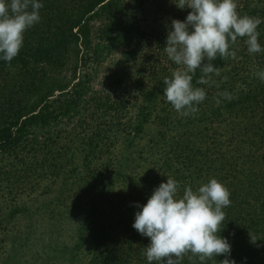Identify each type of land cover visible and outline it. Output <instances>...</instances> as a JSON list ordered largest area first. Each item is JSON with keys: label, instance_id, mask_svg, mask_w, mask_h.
I'll return each instance as SVG.
<instances>
[{"label": "trees", "instance_id": "16d2710c", "mask_svg": "<svg viewBox=\"0 0 264 264\" xmlns=\"http://www.w3.org/2000/svg\"><path fill=\"white\" fill-rule=\"evenodd\" d=\"M134 1L138 2L142 15L137 28L130 21L129 25L130 28L135 26L139 50H145V53L152 41L159 44L158 47H166L171 21H183L191 11L179 9L175 0ZM40 2L44 5L40 9L41 20L25 33L19 55L10 63L0 59V151L17 152L23 147L22 151L37 153V159H34L35 155H29L32 159L20 168L22 172L19 173L27 179L32 177L34 186L36 181L43 186L42 181L48 176L50 179L62 177L65 184L71 182L72 186L77 184L79 187L82 203L75 205L80 207V225L74 229L77 233L75 242L72 247L56 245L54 250L61 248L68 252L69 264H148L143 248L150 243V238L132 227L135 213L140 210L137 204H146L154 189L166 182L167 177L180 183L179 196L186 187L196 190L215 178L231 193L232 203L223 209L226 219L220 232L232 246L230 258L236 264H264V82L255 75L264 70V52L249 54L244 38H239L236 59L217 57L213 62L221 74L213 75L215 83L211 87L196 83L201 75L197 70L193 85L206 88L207 97L198 105L199 111L187 117L177 113L163 94L164 78L170 77L175 70L174 62L170 59L164 62L163 58L139 62L138 86L132 89L131 95L111 91L106 98L94 100L91 97L96 102L91 115L94 119L80 124L81 129L87 125L90 133L80 142L82 163L69 168V157L78 153L69 147L75 140L74 133L64 137H61L62 131L55 137L47 133L44 139L36 134V130L46 127L57 116L66 115L73 106L77 107L88 90V82L83 75L72 85V80L64 81L56 73L59 68L65 70L75 57L72 67L75 79L80 64L86 66L92 58H97L99 43L96 38L100 41V38L110 37L112 24L117 21H120V28L123 21L127 24L124 16L132 12L133 6L128 0ZM238 11L241 15L264 20V0H238ZM133 18L136 19L130 15V19ZM150 18L156 25L155 30L148 28ZM94 21L102 23L98 30L100 35L98 32L95 35ZM258 32V42L264 48V23L258 26ZM14 64L17 71L8 78L12 72L9 66ZM49 71L56 73L49 75ZM126 76L131 79L133 73L121 75V78L126 79ZM120 81L124 82L123 79ZM68 86L73 88L71 99L65 98L64 103L55 104L51 96L56 90L66 93ZM42 87L43 95L24 114V107L29 103L27 99ZM215 87H218V93L228 92L233 99L213 93L211 89ZM134 96L139 101L136 121L129 118L124 125L115 115L108 117L112 109L126 110ZM7 103L19 114L13 118L14 113L9 111L12 121L2 123ZM87 103L92 104L90 100ZM171 126V130H178V133L167 136L164 132ZM147 130L153 133L146 143L153 153L148 155L152 157L151 164H147L143 174L136 175L134 170L127 174L121 170L125 166V154L116 152L114 159L104 157L107 150H111L104 142L113 137L112 132L124 137L133 154L134 149L139 148L137 136L144 138ZM78 134L81 136L82 133ZM61 138L66 141L55 147L54 152L45 150L50 142L59 145L56 142ZM144 148L146 146L141 150ZM49 157L54 160L51 162ZM110 170H116L114 175ZM119 184L122 186L118 188ZM72 186L66 189L71 190ZM60 198L63 204L70 201L67 195ZM51 213L58 211L53 209ZM250 233L258 239L255 243L251 241ZM136 248H139V262L133 257ZM224 258L219 256L201 262L189 253L181 264H218Z\"/></svg>", "mask_w": 264, "mask_h": 264}, {"label": "clouds", "instance_id": "9594fccd", "mask_svg": "<svg viewBox=\"0 0 264 264\" xmlns=\"http://www.w3.org/2000/svg\"><path fill=\"white\" fill-rule=\"evenodd\" d=\"M179 9L189 8L185 20L173 19L164 51L177 65L170 77L164 78L163 94L181 116L199 111L206 91L194 87L193 78L201 75L197 84L215 83L213 75L221 70L213 63L217 57L237 58V43L244 38L249 54L264 52L258 42V26L264 23L258 16L241 15L238 0H175ZM40 0H0V59L11 62L24 46L25 33L41 20ZM264 82V70L255 73ZM227 80V77H224ZM225 99L228 92L218 93ZM217 104L220 100L217 99ZM180 183L167 177L156 187L144 205L137 204L132 227L150 238L143 248L148 264H181L189 253L201 262L224 256L218 264H236L231 259L232 246L220 232L226 219L223 209L229 207V189L213 178L193 190L185 188L179 196ZM251 241L258 239L250 233Z\"/></svg>", "mask_w": 264, "mask_h": 264}, {"label": "rangeland", "instance_id": "374dc122", "mask_svg": "<svg viewBox=\"0 0 264 264\" xmlns=\"http://www.w3.org/2000/svg\"><path fill=\"white\" fill-rule=\"evenodd\" d=\"M128 3L131 7L133 6L132 12L124 16L128 21V25L123 21L122 27L120 28V21H117L115 24H112L113 31L110 37L100 38V41L96 38V42L99 43V51L98 54H96L97 58H92L86 66L80 64L77 68L75 79H73L74 76H72V67L74 66L75 57L73 62L66 66L65 70L62 69L60 71L61 68H59L57 73L54 71L48 72L49 75L56 73L60 78H63L64 81L72 80V85L79 81L80 76L82 77L83 75L82 78L88 82V90L81 98L80 104L77 105V107L73 106L66 115H59L46 127L36 130V134L44 139L47 133L54 137L59 131L63 132L61 137L66 136L67 133H74L73 136L75 137L73 138H75V140L69 147H71L73 151H78V153L69 157V168L75 164L81 165L82 163L80 142L83 137L90 133L88 134L89 127L87 125L81 129L80 124H84L85 122L88 123L94 119L91 115L95 111L94 106H96V102L92 101L91 97H93L94 100L106 98L111 91L117 92V94L126 92V95H131L132 89L138 86L136 81L139 78V76H137L139 62L155 61L160 58H163L164 62L169 60L164 49L161 48L163 45L158 47L159 44H156L155 41H152L153 43L147 53H145V50H139V43H137L138 38L135 30L137 26H139V17H141L142 12L139 11L137 1L128 0ZM130 15H133L136 19H130ZM129 21L134 24L136 28L135 26L134 28H130ZM94 25L93 30L95 35H97V32L98 35H100L98 30L102 25L101 21H94ZM147 25L150 30H155L156 25L152 18L147 21ZM124 26L126 28L122 30ZM127 35L129 36L128 38ZM151 56H153L152 60H150ZM17 65L14 64L9 66V71L11 70L12 72L11 76L8 78L15 74L17 71V67L15 66ZM176 67L174 68L173 66V69H176ZM122 69H125V71ZM86 72H88V74H85ZM127 73H133V77L131 79H127V76L126 79L121 78V75ZM121 79H123L124 82H121ZM72 90L73 88L71 86L67 87V92L64 94H61V90H56L51 98L52 100L55 99V104H62L65 102L63 101L65 98H70L69 96ZM211 90L213 93H218L219 91L218 87ZM43 91L44 88L42 87L39 91L32 93L33 95L27 99L29 103L27 102V106L24 107V114L28 112L27 109H30L31 105L34 107L33 105H35L39 97L43 95ZM205 91L207 94L206 88ZM19 97L23 98V95L20 94ZM112 99L113 97L111 96V100ZM89 100L92 102L91 106L87 103ZM128 104L129 106H127V109L124 111L115 109H112V111L110 110L109 114H107L108 117L111 118L110 115H115L117 119L122 120L124 125L129 118L132 121H136L137 115L139 114V101H137L134 96L132 102ZM16 108L15 106V109ZM9 111L14 113L13 118H16V116L18 117V111L15 110L17 112H14L11 105L7 103L6 113L5 116H3L2 123L4 121H12L13 118H9ZM122 113L125 115L120 118L118 115H122ZM166 129L168 131L166 130L164 133H166L167 136L178 133V130H171L172 126L170 129ZM79 132L80 134L82 133L81 136H79ZM114 133L115 132L111 133V136H113L112 138L105 139L104 143L106 147H111V150H107V155L104 157L114 159V154L116 152L120 153V155L125 154L123 155V164H125V166L122 167L121 170L127 171V174L131 173L133 170L136 175H138V173L143 174L147 164H151L152 157L148 155L153 152L146 143L149 141V135L153 133L147 130L144 138H139V136H137L136 145L139 144V148H135L133 154L124 137L121 138L120 136L114 135ZM64 141L66 140L61 138L56 142L59 144L56 146L55 141L53 143L50 142L48 143L50 144L49 148L45 147V150L54 152L55 147H60V145H62L61 142ZM145 146L146 148L141 150V147ZM22 148L21 151L17 152L10 151L5 153L0 151V264H69L68 252L63 251L61 248L59 250L54 249L56 245H70V247H72L71 245L75 242L77 233L74 229L76 230L80 225V207L78 208L75 205L82 203L81 198H79L81 191L77 184L76 186H72L73 184L71 182L65 184L66 182L61 180L62 177L50 179V177L47 176L48 179L42 181L43 186L39 185V181L35 182V186L32 185V177L27 179L23 177V175H19V173L22 172L20 168L24 167L25 164L32 159L29 155H35L34 159H37V153L35 154L28 150L22 151ZM49 160L52 162L54 158L49 157ZM82 170H84L83 166ZM115 172L116 170H110L111 175H114ZM68 186H72L73 189L67 190L66 188ZM120 186L122 185L119 184L118 188ZM64 195L69 196L70 201L63 204L60 197ZM53 209L58 211V213L52 214L51 212ZM137 251H139V248L133 249V257L135 256L136 262H139V253H137Z\"/></svg>", "mask_w": 264, "mask_h": 264}]
</instances>
